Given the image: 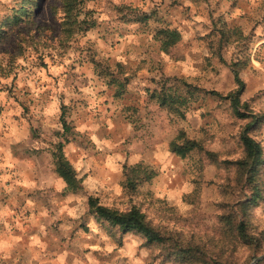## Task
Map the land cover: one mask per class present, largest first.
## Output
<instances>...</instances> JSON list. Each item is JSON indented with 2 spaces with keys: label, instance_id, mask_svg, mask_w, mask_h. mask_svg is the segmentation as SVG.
<instances>
[{
  "label": "clouds",
  "instance_id": "1",
  "mask_svg": "<svg viewBox=\"0 0 264 264\" xmlns=\"http://www.w3.org/2000/svg\"><path fill=\"white\" fill-rule=\"evenodd\" d=\"M0 264H264V0H0Z\"/></svg>",
  "mask_w": 264,
  "mask_h": 264
},
{
  "label": "rangeland",
  "instance_id": "2",
  "mask_svg": "<svg viewBox=\"0 0 264 264\" xmlns=\"http://www.w3.org/2000/svg\"><path fill=\"white\" fill-rule=\"evenodd\" d=\"M43 2V0H41V3Z\"/></svg>",
  "mask_w": 264,
  "mask_h": 264
}]
</instances>
